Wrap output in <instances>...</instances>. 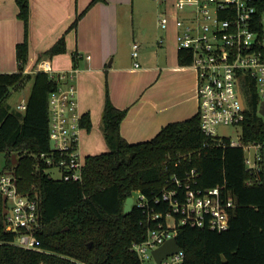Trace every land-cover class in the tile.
I'll use <instances>...</instances> for the list:
<instances>
[{"label": "trees", "instance_id": "trees-1", "mask_svg": "<svg viewBox=\"0 0 264 264\" xmlns=\"http://www.w3.org/2000/svg\"><path fill=\"white\" fill-rule=\"evenodd\" d=\"M15 1L25 38L15 47L17 72L0 73V153L7 160L0 174L13 172L20 195H38L43 228L39 234L41 250L11 244L15 233L4 230L0 195V264H142L131 245L142 241L147 233L146 214L135 205L125 212L126 200L136 191L147 197L160 194L174 174L183 178L192 168L199 173L198 188L224 185L236 207L226 230L179 226L176 243L184 253L183 264H264V149L259 180L248 185L250 175L244 169L242 150L205 137L198 114L165 125L146 142L129 143L120 135L127 111L115 107L106 92L101 130L108 151L85 157L82 180L49 176L43 159L50 156L48 98L58 81L44 71L25 73L30 0ZM101 1L91 0L76 15L70 29ZM64 51L65 38L61 37L39 59ZM178 61L181 65L189 62L185 52L179 53ZM29 81L32 90L26 108L22 113L12 112L7 104L9 94ZM251 100L241 123L247 142L264 140L256 93ZM79 123L86 130L92 127L87 113L81 115ZM182 154L186 158L178 162Z\"/></svg>", "mask_w": 264, "mask_h": 264}, {"label": "built area", "instance_id": "built-area-1", "mask_svg": "<svg viewBox=\"0 0 264 264\" xmlns=\"http://www.w3.org/2000/svg\"><path fill=\"white\" fill-rule=\"evenodd\" d=\"M173 10L176 49L186 53L189 62L184 66L196 73L201 132L219 145L228 144L242 150L244 169L250 175L246 183L251 185L259 180L264 140L244 141L241 123L254 93L259 100L257 114L264 121L260 111L264 105V0H176ZM169 23L170 15L162 13L160 29H167ZM132 50V56L136 58L137 43L132 44ZM37 70L48 73L54 80L56 77L64 82L70 79L65 73L53 75L46 60L37 64ZM76 98L77 89L72 84H58L50 93V156L43 158L49 168L59 171L60 179L74 182L82 180L84 166V160L77 152L81 116L77 112ZM18 107L20 110L26 108L24 103ZM220 127L239 129L237 139L219 135ZM182 158L186 155H179L177 161ZM184 173L183 178L174 174L160 194L147 197L136 191L132 196V205L143 210L148 226L143 240L131 245L142 264H157L152 251L167 239H176L179 226L217 232L230 226L231 211L236 203L225 186L200 189L196 169ZM0 195L6 196V202L12 201L10 208L5 202L7 212L4 216V230L15 233L10 243L22 249L41 250L39 234L43 222L38 195H20L15 175L10 171L0 174ZM160 206L167 208L157 209ZM183 259L181 249L161 263L183 264Z\"/></svg>", "mask_w": 264, "mask_h": 264}, {"label": "crops", "instance_id": "crops-1", "mask_svg": "<svg viewBox=\"0 0 264 264\" xmlns=\"http://www.w3.org/2000/svg\"><path fill=\"white\" fill-rule=\"evenodd\" d=\"M90 1L30 0L24 68L25 73L33 74L37 64L46 60L53 75L70 76L68 81L57 77L56 81L76 87L77 112L80 116L87 113L92 123L90 130L81 127L78 135L77 152L84 163L86 156L108 151L101 130L106 92L115 107L127 111L120 135L129 143L146 142L165 125L190 118L198 110L196 73L178 61L176 0H150L155 3V13L150 17L141 14L138 21L136 0H104L91 6L76 28L70 29ZM164 12L170 15V23L167 29H160ZM17 13L15 0H0V73L17 72L15 47L25 38ZM61 37L65 38V51L39 59ZM133 43L138 44L136 58Z\"/></svg>", "mask_w": 264, "mask_h": 264}, {"label": "rangeland", "instance_id": "rangeland-1", "mask_svg": "<svg viewBox=\"0 0 264 264\" xmlns=\"http://www.w3.org/2000/svg\"><path fill=\"white\" fill-rule=\"evenodd\" d=\"M159 6V5H158ZM161 6V5H160ZM159 6V11L162 9V7ZM135 18L136 21H138V18L142 15H144L145 17H150L151 13H155V3L150 1V0H136L135 1ZM32 82L29 81L25 84V86L23 88H21L20 90H13L11 91V93L9 94L8 98H7V104L8 106L11 108L12 112H17V113H22L23 110L19 109L18 107H16V105L21 103V100L24 99L26 100L28 98V96L31 93L32 90ZM240 130L239 129H235L233 130L230 127H220L218 129V134L222 135V136H227L229 138H231L232 140H236L238 137V132ZM14 160V162L16 163L17 160H15V156L14 158H12ZM7 163L5 154L0 153V171L4 168L5 164ZM47 173L49 174L50 177L58 180L60 178V173L59 171L53 169V168H49L47 170ZM133 195L135 196V193H133ZM6 206L8 208H10L12 206V201L11 199H9L6 202Z\"/></svg>", "mask_w": 264, "mask_h": 264}, {"label": "water", "instance_id": "water-1", "mask_svg": "<svg viewBox=\"0 0 264 264\" xmlns=\"http://www.w3.org/2000/svg\"><path fill=\"white\" fill-rule=\"evenodd\" d=\"M260 111L264 114V105L262 106ZM12 158H14V155H12ZM13 164H15L14 160H13ZM5 202H6V196L3 198V214H4V216H6V212H7V209L5 207ZM132 203H133V198H132V196H130V198H128L126 200V203H125V206H124L125 212H130V210L132 208ZM180 250H181V248L176 243V239L175 238H170V239H167V241H165L164 243H162L161 246L155 248L152 251V256H153V258L155 260V263L162 264L161 262L165 258H167L168 255H172L174 253H177ZM221 258H222L223 261H225V257L223 255H221Z\"/></svg>", "mask_w": 264, "mask_h": 264}]
</instances>
